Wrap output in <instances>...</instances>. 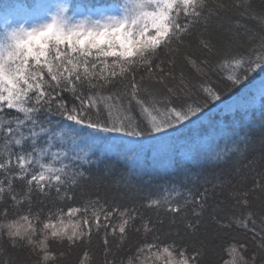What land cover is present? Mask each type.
Returning a JSON list of instances; mask_svg holds the SVG:
<instances>
[{
  "label": "snow or ice",
  "instance_id": "1",
  "mask_svg": "<svg viewBox=\"0 0 264 264\" xmlns=\"http://www.w3.org/2000/svg\"><path fill=\"white\" fill-rule=\"evenodd\" d=\"M22 7L0 24V264H64L73 248L92 264L94 236L103 264H207L210 251L214 264H264V129L258 150L245 135L204 153L220 172L183 193L139 208L127 182L123 195H76L103 143L164 139L220 101L214 69H229L225 91L264 73V0Z\"/></svg>",
  "mask_w": 264,
  "mask_h": 264
},
{
  "label": "trees",
  "instance_id": "2",
  "mask_svg": "<svg viewBox=\"0 0 264 264\" xmlns=\"http://www.w3.org/2000/svg\"><path fill=\"white\" fill-rule=\"evenodd\" d=\"M42 1L0 0V24L6 11L20 13L24 11L22 6ZM254 3L259 5L261 0H254ZM6 5L12 8L6 10ZM228 72L229 69L225 67L214 69L209 74L208 78L216 83L223 96L220 101L210 103L199 119L193 118V123L178 126L175 131L169 130L170 134L164 139L123 137L103 143L100 150L90 156L93 163L84 165L93 181L85 182L76 190L77 200L94 198L97 193L102 197L105 194L123 195L127 191V182L140 192L138 196L124 202L139 208L141 201L149 195L162 196L174 188L183 193L192 188L198 173L209 178L212 171L219 173V168L213 169L212 164L206 163L204 159V153L215 150L217 145L220 148L225 145L233 147L231 139L236 136L242 139L247 135L251 140L247 145L249 152L258 150L259 137L264 129V101L260 83L264 80V73L252 74L242 85L225 91L228 84L221 77ZM82 147L87 151L86 146ZM240 147L244 148L245 145L241 144ZM97 177L101 178L102 183H97ZM140 211L155 220V209L140 208ZM160 215L167 220L163 209H160ZM85 247L91 254L92 264H103V246L98 238L94 236L92 244ZM81 255V248H73L68 252L64 264H77ZM217 258L218 254L210 251L206 262L214 264Z\"/></svg>",
  "mask_w": 264,
  "mask_h": 264
},
{
  "label": "rangeland",
  "instance_id": "3",
  "mask_svg": "<svg viewBox=\"0 0 264 264\" xmlns=\"http://www.w3.org/2000/svg\"><path fill=\"white\" fill-rule=\"evenodd\" d=\"M42 2H54V0H43ZM24 11H21L20 14H23Z\"/></svg>",
  "mask_w": 264,
  "mask_h": 264
}]
</instances>
